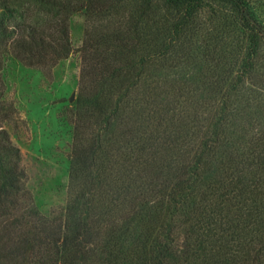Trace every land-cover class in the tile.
Masks as SVG:
<instances>
[{
  "label": "trees",
  "instance_id": "16d2710c",
  "mask_svg": "<svg viewBox=\"0 0 264 264\" xmlns=\"http://www.w3.org/2000/svg\"><path fill=\"white\" fill-rule=\"evenodd\" d=\"M121 1L0 0V46L24 65L51 68L70 53L71 13L90 23L70 156L78 185L64 209L29 206L19 149L0 128V264H264V129L236 136L242 108L229 101L244 79H264L254 68L264 29L223 0L249 43L229 82L214 81L213 101L197 102L185 83L159 86L157 71L186 49L196 0H165L189 6L169 25L139 23L151 20L147 5L126 25L93 28L124 18Z\"/></svg>",
  "mask_w": 264,
  "mask_h": 264
},
{
  "label": "rangeland",
  "instance_id": "374dc122",
  "mask_svg": "<svg viewBox=\"0 0 264 264\" xmlns=\"http://www.w3.org/2000/svg\"><path fill=\"white\" fill-rule=\"evenodd\" d=\"M238 1L264 29V0ZM121 5L124 18L109 14L91 21L93 28L101 31L118 22L126 25L135 19L140 8L147 5L152 11L151 20L141 19L139 23L169 25L189 7L188 1L174 5L165 0H122ZM191 9L190 30L183 33L187 47L178 54V60L167 61L158 67L160 80H166L160 81L159 86L167 89L171 84L176 87L185 83L193 101H213L209 97L210 90H220L214 81L223 79L229 82L238 70L249 41L231 3L196 0ZM67 24L71 51L51 68L24 65L8 53L7 47L0 46V128L19 149L28 197L26 202L44 216L64 209L74 198L78 185V179L70 173V156L77 119L75 97L81 66L79 48L90 23L84 12L78 11L68 16ZM258 42L260 50L254 67L257 74L264 71V37H258ZM212 46L216 48L214 51ZM260 65L263 67L259 68ZM256 76L240 82L235 96L229 99L242 108L240 117L233 116L240 126L234 130L236 136L247 138L264 129V99L260 98L261 90H258L264 88V79ZM259 79L262 80L259 82ZM245 103L251 105V109L243 108Z\"/></svg>",
  "mask_w": 264,
  "mask_h": 264
}]
</instances>
